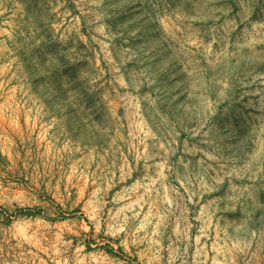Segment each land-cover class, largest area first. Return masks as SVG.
Masks as SVG:
<instances>
[{
  "label": "rangeland",
  "instance_id": "1",
  "mask_svg": "<svg viewBox=\"0 0 264 264\" xmlns=\"http://www.w3.org/2000/svg\"><path fill=\"white\" fill-rule=\"evenodd\" d=\"M0 264H264V0H0Z\"/></svg>",
  "mask_w": 264,
  "mask_h": 264
},
{
  "label": "crops",
  "instance_id": "2",
  "mask_svg": "<svg viewBox=\"0 0 264 264\" xmlns=\"http://www.w3.org/2000/svg\"><path fill=\"white\" fill-rule=\"evenodd\" d=\"M80 212H77V214H79Z\"/></svg>",
  "mask_w": 264,
  "mask_h": 264
}]
</instances>
